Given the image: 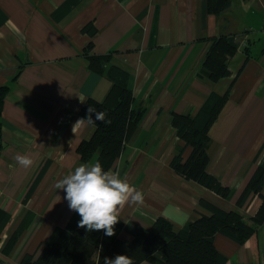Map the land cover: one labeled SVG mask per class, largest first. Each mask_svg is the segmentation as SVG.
Listing matches in <instances>:
<instances>
[{
    "label": "crops",
    "instance_id": "crops-1",
    "mask_svg": "<svg viewBox=\"0 0 264 264\" xmlns=\"http://www.w3.org/2000/svg\"><path fill=\"white\" fill-rule=\"evenodd\" d=\"M220 35L234 36L238 50L230 75L214 82L202 67ZM89 43V55H110L108 64L127 72L132 107L146 108L111 168L144 200L120 210L112 238L143 239L157 217L178 232L210 215L201 199L252 217L259 195L237 200L255 169H264V0H231L218 15L205 13L204 0H0V87L8 88L0 102V264H20L63 230L79 228L55 185L84 163L76 148L95 127H73L82 104L103 100L111 86L89 68ZM211 93L227 95L208 130L206 166L228 187L225 197L170 166L191 151L171 113L194 115ZM17 154L32 166L18 165ZM213 241L226 264H264V225L243 244L220 233Z\"/></svg>",
    "mask_w": 264,
    "mask_h": 264
},
{
    "label": "trees",
    "instance_id": "trees-1",
    "mask_svg": "<svg viewBox=\"0 0 264 264\" xmlns=\"http://www.w3.org/2000/svg\"><path fill=\"white\" fill-rule=\"evenodd\" d=\"M231 0H204L206 14L218 15L230 7ZM84 31L94 32L87 25ZM92 43L84 50L89 68L106 78L111 86L103 100L89 97L82 104L79 115L84 117L89 105L107 113L109 124L97 123L89 140L81 141L76 152L82 162L100 161L105 171L112 168L120 156L125 142L146 112L144 106L133 108V97L128 87V74L121 68L108 64L110 55H89ZM238 50L234 36L214 37L203 61V72L208 79L217 82L230 75L229 60ZM7 86L0 87V102ZM227 98L209 94L204 104L194 115L171 113V125L176 135L191 148L183 160L182 151L173 156L171 168L186 180L194 181L203 187L225 197L229 189L215 176L206 171L208 164V130L217 118ZM264 182V169L257 167L237 200L243 204L251 193L258 194L261 203L256 213L246 218L236 210H224L204 200L200 205L210 211L192 222L186 223L178 232L170 221L157 217L143 239H119L107 237L101 231H86L76 228L63 230L56 241L43 245L36 254H25L20 264H104V258L128 255L134 264H226L227 257L214 245V235L220 233L238 244L256 234L264 225V194L260 193ZM8 243L6 251L13 244Z\"/></svg>",
    "mask_w": 264,
    "mask_h": 264
},
{
    "label": "clouds",
    "instance_id": "clouds-1",
    "mask_svg": "<svg viewBox=\"0 0 264 264\" xmlns=\"http://www.w3.org/2000/svg\"><path fill=\"white\" fill-rule=\"evenodd\" d=\"M98 122L111 123L106 112L89 105L85 116L73 127H95ZM14 159L25 169L33 164L27 155L17 154ZM55 187L64 191L69 210L79 215L78 227L89 232L103 230L107 237L115 235L114 226L119 222L120 210L126 205L142 204L144 200L143 193L122 179L119 171H105L98 159L79 164L59 179ZM57 198L60 200L59 196ZM104 264H134V261L128 255H116L105 257Z\"/></svg>",
    "mask_w": 264,
    "mask_h": 264
}]
</instances>
